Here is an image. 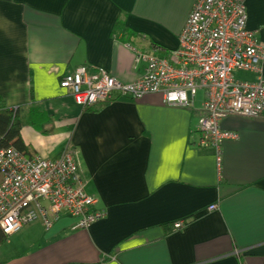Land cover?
I'll list each match as a JSON object with an SVG mask.
<instances>
[{
  "label": "crops",
  "instance_id": "1",
  "mask_svg": "<svg viewBox=\"0 0 264 264\" xmlns=\"http://www.w3.org/2000/svg\"><path fill=\"white\" fill-rule=\"evenodd\" d=\"M195 1L0 0V97L18 110L24 151L71 154L106 211L88 229L64 213L47 230L25 223L0 245V264H264V114L220 120L238 139L221 144L218 164L198 146L203 94L192 108L147 94L81 109L59 87L78 67L134 81L143 68L126 45L172 63ZM246 11L263 59L236 77L264 81V0Z\"/></svg>",
  "mask_w": 264,
  "mask_h": 264
},
{
  "label": "built area",
  "instance_id": "2",
  "mask_svg": "<svg viewBox=\"0 0 264 264\" xmlns=\"http://www.w3.org/2000/svg\"><path fill=\"white\" fill-rule=\"evenodd\" d=\"M246 24V0H196L171 52L172 63L168 56L126 45L143 68L134 81L122 83L102 68L78 67L60 78L59 87L69 90L81 109L147 94H159L166 106L192 108L201 90L198 146L213 147L219 164L221 144L238 139L236 133L220 129V120L264 114V81L260 76L255 82L236 77L237 72L258 74L263 59V49ZM94 205L71 154L49 160L26 156L14 147L0 150V230L5 235L38 219L47 230L62 213L76 219L72 229H88L106 216ZM178 227L179 222L174 224Z\"/></svg>",
  "mask_w": 264,
  "mask_h": 264
},
{
  "label": "trees",
  "instance_id": "3",
  "mask_svg": "<svg viewBox=\"0 0 264 264\" xmlns=\"http://www.w3.org/2000/svg\"><path fill=\"white\" fill-rule=\"evenodd\" d=\"M18 110L8 109L3 99L0 97V150L8 147H14L16 150L28 155L24 150L23 143L19 138V120ZM7 235L0 230V245L3 244Z\"/></svg>",
  "mask_w": 264,
  "mask_h": 264
},
{
  "label": "rangeland",
  "instance_id": "4",
  "mask_svg": "<svg viewBox=\"0 0 264 264\" xmlns=\"http://www.w3.org/2000/svg\"><path fill=\"white\" fill-rule=\"evenodd\" d=\"M240 74V73H239ZM241 78L243 77L241 74L239 75ZM244 78V77H243ZM203 91H201V90H199L198 92H197V95H196V97H195V99L194 100H199L200 99V97L202 98V93Z\"/></svg>",
  "mask_w": 264,
  "mask_h": 264
}]
</instances>
